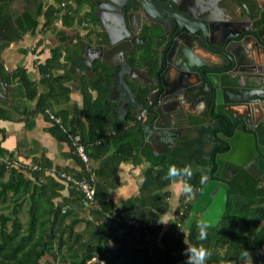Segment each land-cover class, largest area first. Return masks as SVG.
I'll return each instance as SVG.
<instances>
[{"label": "trees", "instance_id": "1", "mask_svg": "<svg viewBox=\"0 0 264 264\" xmlns=\"http://www.w3.org/2000/svg\"><path fill=\"white\" fill-rule=\"evenodd\" d=\"M90 1L73 0L71 4L70 0H45L36 9L35 16L24 12L18 17L19 30L11 38L17 40L27 31L33 35L39 25L38 16L44 18L42 26L45 29L58 20L64 27L78 25L81 18L95 22ZM61 2H64L63 6ZM86 5L87 10L84 9ZM260 15V23H264V4ZM60 54V48L56 46L49 58L38 65L42 75L46 72L50 75L51 69L58 67ZM97 63H93L94 71L99 68L106 72L103 64ZM101 71L81 88L84 122L80 129L79 123L76 128L80 134L77 130H68L78 133L90 159L99 161L92 166L94 175L91 176L83 170V162L72 152L80 170L71 175L94 186L92 202H87L73 183L63 182L59 174L65 171L52 170L46 159H43L42 166L32 168L13 160V152L0 146V264H45L41 259L46 254L58 260L59 264H91L94 261L97 264H186L185 248L201 243L212 253L206 264H242L248 258L243 255L245 250L249 254L264 250V184L254 177L247 176L244 180L245 201L235 208L227 203L225 220L208 228L207 240H198L197 221L186 230L185 237L178 234L177 221L180 227L183 226L194 201L182 195L178 198L174 217L162 231L160 218L168 210L170 196L166 189L170 182L163 177L170 164L183 167L188 163L186 157L184 162L179 160L183 150L179 153L178 147L160 155L143 150L141 155L149 167L143 173L139 193L124 199L120 208H114L107 192L116 186L115 169L127 158L133 157L134 162H140V156L132 153L138 142L132 139L128 128L116 119L115 114L109 118L113 110L103 104L108 83L100 85ZM11 76L17 84L11 94V104L0 100V119H10L12 113H22L25 125L29 126L31 118L41 112L51 122L50 132L56 138L61 135L69 141L63 115L61 119L59 112H50L60 119V123H56L45 112L46 109L50 111L53 86H49V92L39 95L32 110L25 106L19 109L18 98V101L33 99L37 89L22 66L12 70ZM44 79V84L53 83L59 87V92H64L67 99L68 89L59 83L57 76ZM91 90L97 92L95 98ZM108 126L113 128L111 135L106 133ZM110 145L115 147L113 153L103 157ZM199 179V175L194 174L190 181L195 198L201 187ZM65 188L69 198H60ZM87 204L89 215H79L78 210L83 211ZM22 211H25L26 218H21ZM254 264H264V256Z\"/></svg>", "mask_w": 264, "mask_h": 264}, {"label": "water", "instance_id": "2", "mask_svg": "<svg viewBox=\"0 0 264 264\" xmlns=\"http://www.w3.org/2000/svg\"><path fill=\"white\" fill-rule=\"evenodd\" d=\"M136 1L144 13L161 27L163 35L157 39L159 41L165 39L164 43L167 45L162 58L157 57L162 67L157 73L158 79L153 83L156 88L147 95L148 105L146 106L140 96L130 90L121 71L122 68H129V75H133V72L136 74L137 69L128 66L126 61L127 54L140 43L136 34L127 37L125 33L117 31L116 34L111 35L112 33L104 28L109 48L100 51L103 49L100 45L94 48L95 51L85 53L86 63L91 67V60L96 55L107 64L113 65L112 83L107 99L116 102L119 113H121V103L123 107L127 103L130 104L136 116L145 109L141 126L131 130L141 143L144 144L150 139L156 146L164 144V147H171L176 137L183 136L190 147L194 146L193 151L196 150L201 157L208 158L218 142L217 147L221 142H224V146H228L226 153L215 154L216 169L213 174H209L212 167L206 168L200 165L195 158H191L188 162L193 173L198 174L199 177L207 174L210 179L207 185H201L199 194L192 202L185 219L184 228L187 230L193 222L200 219L208 221L211 226H216L220 221L225 220L228 199L233 208L239 203H237L238 196L231 195L227 198L228 182L232 181L230 177L220 172L221 165L239 169L238 164L242 162L237 160V157L247 155L244 152L249 148L251 158L256 161L258 170L264 171V130H262L264 127V23H260L261 17L251 21L249 16L241 15L238 9L242 7L235 5L236 0ZM126 3L127 0L95 2L96 5L108 8L109 11L121 9L123 15L127 16L129 6ZM221 8L223 12L220 13ZM238 18L246 19L248 24L242 29L233 31L235 20ZM223 24L227 28L220 27ZM127 25L130 29V24ZM140 39L144 41V37ZM114 41L116 43L111 46ZM113 54L118 56L114 57ZM170 70L173 71L172 77L169 75ZM138 78L142 82V77ZM146 79L148 83L142 86L150 84L151 77L148 74ZM6 83L0 72V97L9 103L10 94L7 93L9 90L2 88ZM174 100L180 102L178 113L184 114L186 111L191 114L193 110L196 123L198 119L206 122L182 127V129L186 128L183 134L181 126L178 128L172 118L175 112L165 113L171 110ZM239 104H244L248 108L254 106L255 122H252L250 115H237L231 110L232 106ZM185 115H182V119L184 118L186 125L188 122ZM217 116L225 118L231 131L236 128L231 136H226L221 131L214 133L218 121H213V118ZM236 138L238 140H235ZM236 141L238 143L235 147ZM208 143L212 145L210 149L205 148ZM246 162L248 161L244 160V163ZM245 199L241 197L240 202Z\"/></svg>", "mask_w": 264, "mask_h": 264}, {"label": "crops", "instance_id": "3", "mask_svg": "<svg viewBox=\"0 0 264 264\" xmlns=\"http://www.w3.org/2000/svg\"><path fill=\"white\" fill-rule=\"evenodd\" d=\"M91 4L94 5V3ZM85 7H87V5ZM87 9L88 8H86V10ZM84 22L87 23L84 18H81L80 25L72 24L69 27H64L58 20L59 26L57 30H54V25L51 23L50 26L47 27V31H41V33H43L41 40L39 35L36 34L34 36L36 37L33 43L35 47L31 48V51H26L22 48V46L25 47L27 41L25 35L17 40L13 39L5 46L1 47L0 63L3 67L1 68V73L3 78L7 81L2 88L4 90L7 89L6 91L9 90L7 93L10 94L9 103L11 104V94L13 93L14 86L17 84L16 79L11 76V72L17 66H22L30 79L35 82L37 95L33 99L22 101H18V98L17 102L19 109L21 106H25V108L32 110L36 105L39 95L49 92V86L52 85L53 88L50 91L52 96L49 99L50 112L53 114L59 112V117L63 115V119L66 120L63 122L66 130H77V124L79 123L80 129V125L84 122V104L81 88L90 83L95 75L101 71L99 68L94 71L93 63L98 62L103 64L104 68H106V72L101 71L103 74L100 76V85H103L106 82L108 83L103 104L109 106L113 110H110V116L111 114H115L116 119L122 121L124 127L128 128V133L132 139L134 138L138 142V145L136 146L137 151L135 148L132 153L135 154L136 152L137 155L140 156V162H134L133 157L127 158L121 161L115 169L114 177L116 178V186L108 190L107 197L113 202L114 208H120L124 199L130 196H135L139 193V185L142 181L143 173L149 167L144 156L142 157L141 152L147 149L152 154L160 155L171 148H163V146L159 147V145L156 146L154 144L152 145V142L149 144L150 141L142 146L136 134L131 131L134 127L132 126L135 122L134 118H136L134 108L128 103L123 107V103H121V113H119L116 109V102L107 99L109 87L112 83L111 74L113 68L101 58L96 57V55H94V58L91 60L92 64L91 67H89L86 63L85 53L95 51L94 48L100 45L103 48L100 51H105V48H109L105 29H110V22H101L98 17L90 26L88 23L83 25L82 23ZM156 44L157 42L155 41V38L149 39L150 53L145 54V52H143L144 55L141 57L139 56L140 53H142L140 48L141 45H136L132 61L135 65L134 68L137 69V75L134 72L133 75H129L126 71L122 72L123 79L130 86V90L135 95H139L140 98L144 99L146 102L148 93L153 89V86L150 84L142 86L144 83H148L146 75L148 74V76L153 78L157 75L160 69V66L158 68L159 60L157 57L161 53L157 48L155 49ZM56 46L60 48L61 52L58 67L52 68L50 75H47V72L42 75L38 70V65L43 64L45 60L49 58L51 50ZM147 65L150 67L149 71H146ZM169 73L172 77L173 71L171 70ZM48 76H57L59 83L68 89V97L66 100L64 92H59V87L53 85V83L45 82L44 84V81L46 80L44 78ZM139 76L142 77V82L139 80ZM90 92L92 97L95 98L97 92L95 90H91ZM15 101L16 100H14V102ZM5 103L9 104L7 102ZM24 117L25 116L22 113H12L10 119H0V146L6 151L13 152V160L35 168L42 166L43 159H46L52 170L56 168L69 174L79 172L80 165L72 156V149L69 141L67 138H62L59 134V138H56L50 132L49 128L51 122L47 120L46 116L41 112L35 114L34 117L31 118L32 122L29 126L25 125L23 120ZM72 118L75 120H72ZM109 118L113 117L111 116ZM2 131H4L3 135ZM77 132L79 133L78 130ZM106 133L110 135L113 134V128L108 126ZM179 139L180 138L176 137L173 142L177 143ZM127 143L129 142L127 141ZM114 149V145H110L103 157L113 153ZM98 162L99 161L95 162L94 160H91V165L96 166ZM166 189L170 192V196L168 197V210L161 215L160 222L172 218L178 205L179 196L177 195L174 184L170 182ZM63 197L69 198L68 189L66 188L61 191L60 198ZM171 201H173V204ZM161 224L163 231L167 228V224Z\"/></svg>", "mask_w": 264, "mask_h": 264}, {"label": "flooded vegetation", "instance_id": "4", "mask_svg": "<svg viewBox=\"0 0 264 264\" xmlns=\"http://www.w3.org/2000/svg\"><path fill=\"white\" fill-rule=\"evenodd\" d=\"M96 1H99V0H91L90 1L91 3H94L93 11H92L93 16L96 19L98 17V19L101 22L102 21H105V22L109 21L110 22L109 23L110 29H108V30L112 33L111 35L116 34L117 31H120V33H122V34L125 33V35H128L127 37H130V36H133V34H136V36L139 37L138 41L140 42L138 45L143 46V47L140 46V48L142 50V53H140V55H139L140 57L143 56V52H145V54L150 53L149 39L155 38V41L157 42L155 49L157 48L160 51L161 54L159 56H161V58H162V54L164 53V51L166 50V47H167V45L164 43L165 39H163L161 41H159L157 39V37H160L163 35L162 29L157 23L152 21L144 13V11L141 9L140 5L138 4V2L136 0H127L126 5L129 6L128 11L126 13L127 16L123 15V13L121 12V9H120V11H117L116 9L115 10L112 9L109 11L108 8H104V7L102 8L101 6L96 5L95 4ZM236 2H235V5L237 4L238 6L242 7V8L238 9L240 14L244 15V16H246V15L249 16V18H250L249 20L254 21L255 19H258L259 17H261L260 13H261V9H262L263 4H264V0H236ZM17 3H21V5L17 6ZM40 4H41V0H8L5 2L0 1V49H1V47L5 46L9 41H12L13 39L11 38V35H13L15 31L19 30V24L17 21L18 17H20L21 14L24 12L31 14L30 11H33L32 9H35L34 11L36 12V9L38 8V6ZM243 11H245V12H243ZM221 12H223L222 8L220 9V13ZM235 21H236V23H235L234 27L232 28L233 31L238 30V29H242L248 24V21L246 19L242 20V19L238 18ZM124 22H125V24H124ZM127 24H130V29L128 28ZM220 27L227 28L226 25H224V24L221 25ZM143 37H144V41H141L140 38H143ZM115 43H116V41H114L111 46H114ZM135 47L136 46H134L131 49V51L129 52V54H127V60L126 61L128 63V66H130V67H132V66L135 67V65L132 61L133 52H134ZM113 55H114V57L118 56L117 54H113ZM134 58H135V56H134ZM109 66L111 68H113V65L112 66L109 65ZM159 66L161 69L162 66H161L160 62L158 64V68H159ZM1 68H3V67H2V64L0 63V72H1ZM146 69H147V71H149V69H150L149 65H147ZM121 71L122 72L126 71V73L130 72L129 68H127V69L122 68ZM170 72H171V70H170ZM156 79H158L157 75L154 76L153 78L151 77L150 84L152 86H153L154 80H156ZM155 88L156 87L153 86L152 90H154ZM147 99H148V97H147ZM0 100H4V98L0 97ZM142 101L144 102V104L146 106L148 105L149 100H147V102H146L144 99H142ZM179 106H180V102L178 103L177 100H174L173 105L170 108L171 110L169 109L170 111H167L165 113L168 114L171 112H175L174 117H173V114L171 113L172 118H173V120L176 121L178 128H180V126H181L182 133L186 131V128L182 129V127H191L192 124H200V123L206 122L203 119H200V120L198 119V121L196 123V121H195L196 119L194 116L195 113H192V112H194L192 110L191 114L186 113V111L184 113V114H186L185 116H186L187 122L189 124V125L188 124L185 125L184 118L182 119V115H184V114H182V112L178 113V110H177V109H179ZM185 108H186V106H185ZM231 108H232L231 110H233L234 113L237 115H239V114L250 115L252 122H255L254 116H256V115L254 114V112H255L254 106L251 105L248 108V107L244 106V104H242V105L239 104V105H234ZM182 109H184V107H182ZM144 111H145V109L140 112V113H143L142 117L144 116V113H145ZM134 114H135V112H134ZM141 118L139 120L137 119V117L134 118L135 122L132 126H134V127L141 126V124H142ZM216 120L218 121V127L214 129V133L221 131L224 134H226V136H231L236 128H234L233 131H231L229 128L230 125L228 124V122L225 120V118L223 116H217L216 118H213V121H216ZM213 121H211V122H213ZM139 122H140V124H139ZM169 123H170V121H169ZM180 123H181V125H180ZM262 130H264V127L262 128ZM235 140H238V138H236ZM149 141H150V139L146 140L144 144L141 143L142 146L149 143ZM186 141L187 140L184 141L183 136H182L177 141V143L176 142L173 143L170 148L173 149V148L178 147L179 153H181V151L183 150L182 151L183 154L179 157L180 161L184 162L185 161L184 157L188 158V160H187L188 162L191 158L192 159L195 158L200 165H204V166H206V168L212 167L211 171H209V174L210 173L213 174L215 172V169H216V164L214 163L215 154L226 153L229 149L228 146H224V142L223 143L221 142L220 145L217 147V145L219 144V142H218V144L215 145L214 151L209 158L203 157V156L201 157V154H199L198 151L192 150V148L194 146L191 145V147H190V145ZM151 142H152V145L153 144L155 145V142H153V141H150L149 144H151ZM237 143H238V141H236L235 147H236ZM159 146H163V148H164L165 145L162 144ZM210 147H212V145L210 143H208V145L205 148L210 149ZM171 149H169V150H171ZM189 150H190V152H189ZM248 152L250 153L249 155H248ZM191 153L195 156L191 155ZM244 153H247L248 156L243 154L242 157L241 156L237 157V160H241V162H242V164L241 163L238 164L240 166L239 169H234L232 166H229V165L223 166V164L220 167L221 168L220 172L223 173L224 175H226V177H228V178L230 177L231 181H232L231 183L227 181L229 183V187L227 189V198H229L231 195L238 196L239 198L237 199V203L238 202L241 203L240 202L241 197H245L243 190H242V187H243V184L245 182L244 180L246 179L247 176L248 177H254L255 179H258L260 182L264 181V171L260 172L258 170V168L256 166V161L254 162L253 159L251 158L252 154L250 152V149L247 148ZM244 160L248 161V162L244 163ZM186 166H188V163ZM244 201L245 200H243V202ZM228 202H229V199H228ZM197 214H199V212Z\"/></svg>", "mask_w": 264, "mask_h": 264}, {"label": "clouds", "instance_id": "5", "mask_svg": "<svg viewBox=\"0 0 264 264\" xmlns=\"http://www.w3.org/2000/svg\"><path fill=\"white\" fill-rule=\"evenodd\" d=\"M193 175L194 173L190 166L179 167L176 164H170L163 179L174 184L178 196L182 195L186 199L192 200L195 199L194 187L190 183ZM209 179L210 178L207 174H202L199 179L200 185H207L209 183ZM160 223L168 224L170 222L161 221ZM210 226L211 225L208 223V221L204 219H200L197 221V238L199 241L207 240V230ZM184 255L186 257V264H206L212 253L210 249H208L204 246L203 243H201L185 248ZM243 255L250 259L249 253L246 250L244 251Z\"/></svg>", "mask_w": 264, "mask_h": 264}, {"label": "built area", "instance_id": "6", "mask_svg": "<svg viewBox=\"0 0 264 264\" xmlns=\"http://www.w3.org/2000/svg\"><path fill=\"white\" fill-rule=\"evenodd\" d=\"M64 5V2H61V6ZM83 25H86V23H82ZM45 112L48 114V117L50 119H53L56 123H60V119L55 117L50 111L45 110ZM143 113H140L137 117L139 120L142 117ZM61 126V125H60ZM66 135L69 139V144L72 147V152L83 162V170L86 172H89L91 176L94 175L91 165V159L88 156V154L85 151L84 144L81 142L80 135L78 133H71L70 131L66 130ZM61 178H63V182H70L73 183L83 194L84 198L87 200V202H92L94 197V186L89 183L85 179H75L71 174H68L66 172H62L59 174ZM85 209H89L88 204L85 206ZM176 229L179 230V222L176 224Z\"/></svg>", "mask_w": 264, "mask_h": 264}, {"label": "rangeland", "instance_id": "7", "mask_svg": "<svg viewBox=\"0 0 264 264\" xmlns=\"http://www.w3.org/2000/svg\"><path fill=\"white\" fill-rule=\"evenodd\" d=\"M45 0H41V3H43ZM70 2H71V4H73L74 2H73V0H70ZM21 5V3H17V6H20ZM65 8V7H64ZM63 8V9H64ZM87 7H84V9H86ZM62 9V10H63ZM33 11H30L31 12V15H33V16H35V9H32ZM83 11V10H82ZM62 12V11H61ZM84 12V11H83ZM82 14V13H81ZM37 19H38V23H39V25H38V28L34 31V34L33 35H31L30 34V32L29 31H27V32H25L23 35H25L26 36V38H27V41H26V43H25V47H23L22 46V48H24L26 51H31L32 49L31 48H34L35 46L33 45V43H34V39L36 38V37H34L36 34L37 35H39L40 37V40L42 39V35H43V33H41V31H47L43 26H42V23H43V20H44V18L42 17V16H38L37 17ZM85 21L88 23V25L90 26L91 25V23H92V21L90 20V19H85ZM54 26H53V28H54V30H57L58 29V26H59V23H58V21H54L53 23H52ZM80 25V24H79ZM22 35V36H23ZM21 36V37H22ZM144 55V54H143ZM261 183L262 184H264V181H261ZM180 196V195H179ZM171 203L173 204V201H171ZM178 206V205H177ZM89 209H90V207H89ZM89 209H83V211H81L80 209L78 210L79 212H78V214L79 215H84V216H87V215H89ZM177 209V208H176ZM22 214H21V218H26V216H25V211H22L21 212ZM174 217V216H173ZM172 217V218H173ZM172 218H170V219H167L166 220V222H170V220H172ZM178 222V221H177ZM168 225V224H167ZM178 234L180 235V236H182V237H185V235H186V229L184 228V225L183 226H181V227H179V230H178ZM190 247V246H189ZM249 256H250V259L249 258H247L246 259V261L244 262V263H242V264H254V262L257 260V259H260L262 256H264V250H260V251H252L250 254H249ZM41 262H44L45 264H59L58 263V260H56V259H54V258H52V256L50 255V254H46V255H44L43 257H42V259H41ZM96 261H94V262H90L91 264H94Z\"/></svg>", "mask_w": 264, "mask_h": 264}]
</instances>
